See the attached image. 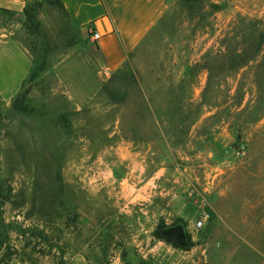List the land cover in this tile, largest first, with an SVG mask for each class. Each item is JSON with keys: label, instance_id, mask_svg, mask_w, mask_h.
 <instances>
[{"label": "rangeland", "instance_id": "rangeland-1", "mask_svg": "<svg viewBox=\"0 0 264 264\" xmlns=\"http://www.w3.org/2000/svg\"><path fill=\"white\" fill-rule=\"evenodd\" d=\"M35 4L0 12V264H264V0H174L116 70Z\"/></svg>", "mask_w": 264, "mask_h": 264}, {"label": "crops", "instance_id": "crops-1", "mask_svg": "<svg viewBox=\"0 0 264 264\" xmlns=\"http://www.w3.org/2000/svg\"><path fill=\"white\" fill-rule=\"evenodd\" d=\"M71 28L98 33L100 51L108 68L122 66L127 54L146 38L164 17L174 0H59ZM28 0H0V9L24 14ZM92 37V36H91ZM13 48L20 52L18 44ZM30 70L27 63L25 80Z\"/></svg>", "mask_w": 264, "mask_h": 264}, {"label": "trees", "instance_id": "trees-1", "mask_svg": "<svg viewBox=\"0 0 264 264\" xmlns=\"http://www.w3.org/2000/svg\"><path fill=\"white\" fill-rule=\"evenodd\" d=\"M58 3V6L63 9V6L59 0H56ZM194 1H199V0H180L182 3H191ZM37 5L35 4L33 7L29 5V0L27 2L26 8L24 10V16L26 17V22L29 27L35 26L36 29L38 30L40 28L39 23L36 21L37 20V15L38 10L36 9ZM211 8L213 11H219L221 7L216 4H212ZM0 12L6 13V14H11V15H17L16 13L7 11V10H1ZM260 45L261 47H264V31L261 33V39H260ZM24 95V94H23ZM22 95V96H23ZM6 190V185H2V182L0 181V204H7L9 202H12L11 198V191L8 192V195L5 194ZM160 237H163L162 235Z\"/></svg>", "mask_w": 264, "mask_h": 264}, {"label": "built area", "instance_id": "built-area-1", "mask_svg": "<svg viewBox=\"0 0 264 264\" xmlns=\"http://www.w3.org/2000/svg\"><path fill=\"white\" fill-rule=\"evenodd\" d=\"M92 39H93V41L98 42L101 39V36L98 33H93ZM203 226H204L203 221L202 220H198L196 222V224H195V229L196 230H201L203 228Z\"/></svg>", "mask_w": 264, "mask_h": 264}, {"label": "water", "instance_id": "water-1", "mask_svg": "<svg viewBox=\"0 0 264 264\" xmlns=\"http://www.w3.org/2000/svg\"><path fill=\"white\" fill-rule=\"evenodd\" d=\"M173 238L176 243H179V238L176 235H173Z\"/></svg>", "mask_w": 264, "mask_h": 264}]
</instances>
